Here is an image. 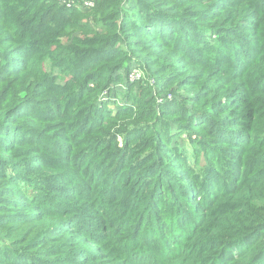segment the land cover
<instances>
[{"label":"trees","instance_id":"1","mask_svg":"<svg viewBox=\"0 0 264 264\" xmlns=\"http://www.w3.org/2000/svg\"><path fill=\"white\" fill-rule=\"evenodd\" d=\"M91 1L0 0V208L28 210L0 264H264V0ZM133 64L115 133L96 103ZM52 158L73 178L39 194Z\"/></svg>","mask_w":264,"mask_h":264},{"label":"rangeland","instance_id":"2","mask_svg":"<svg viewBox=\"0 0 264 264\" xmlns=\"http://www.w3.org/2000/svg\"><path fill=\"white\" fill-rule=\"evenodd\" d=\"M64 0H60V3L63 4ZM79 7V6H78ZM93 8V7H92ZM91 8V9H92ZM83 11H87L90 12L89 10H84L80 8ZM88 22L90 23V27L91 26H95L93 24V16H91L90 19H88ZM142 71L137 69V66L135 64H133L132 68L130 69L129 73H128V77L125 76H121V77H115L114 82L111 84V88L110 90H107L103 95H101L98 98V101L96 103L97 107L99 109H103L105 111H108L110 118L112 120V125H113V131H116L120 128L121 124H125V121L121 120V115H119L117 112L119 109L125 107L123 104V99L125 98L126 94H127V90L125 88L126 86V82L129 81L130 84H136L139 83L141 80L147 79V77L145 75L141 76ZM60 78V77H58ZM150 81V85H151ZM188 90L186 89H182L179 90L177 92V95L173 96L171 94H168L167 96L165 95H159L156 97V102L158 105H162L164 103V99H167L169 101H173L174 99H178V98H182V97H188L191 98V95L187 92ZM58 92V91H57ZM39 102L37 104V107L42 108L43 110H45L46 105L49 101H53L54 103H58V102H63V98L62 97H58V95L56 94H52L53 91L50 88L48 89H39ZM152 95V94H151ZM155 95V94H154ZM166 97V98H165ZM190 108V106H187ZM61 118L59 119V121L56 124V128L59 129H68L69 127H71V120H69L68 116L70 115H66L64 113H60ZM27 126L30 129H34V130H38L39 133L35 134H29L28 136H25L26 139H31V140H35L38 142H30V143H35V144H39L40 148H47L49 150H53L55 149L56 145L58 144V141L54 140V133H51L49 135H46L45 133L48 131L49 127H53L51 124L47 125V126H41L39 124H37L34 121H29L27 123ZM56 133V132H55ZM23 135V134H21ZM5 139V138H4ZM113 144H119V146L121 147L123 144V138L121 136H119V138L117 139V143H113ZM106 145V144H105ZM185 147L183 144H181V140H180V146L179 148ZM28 150V148H23L21 150V153H26V151ZM41 155V154H39ZM54 161L51 163L50 167L51 170H45V171H41L39 173H35L34 177V187L36 188V186L39 184L40 188H38L39 190H36L37 192H39V194H41V188L46 189V187L48 185H52V186H57L59 185V179H61L62 177H66L68 180L73 178L74 175V170H72L69 167V164H65L64 162H61L55 158ZM132 159V158H131ZM188 164L190 166H192L194 164V159L191 157L188 160ZM128 164H130V160L127 161ZM111 166V163H109L107 166H105L104 169H108ZM1 165H0V170H1ZM4 173H6L7 175H13L16 179V181L20 182L22 187L24 188V185L28 184V178L27 177H18V173L15 172L14 170H6ZM21 189V186H18V190ZM22 192V191H21ZM33 193V192H32ZM1 206V205H0ZM2 207H5L4 205ZM1 212L3 214H11L10 212L14 211L13 217L16 218L17 220H21L24 217V215L27 213L28 210H22V209H13V210H7L6 208H0ZM21 229V230H25L28 229V227H22L20 224L18 225H10L7 224L5 226H1L0 227V254L4 253L7 248L5 244L1 243V239H14V235L13 233L16 232V230Z\"/></svg>","mask_w":264,"mask_h":264},{"label":"built area","instance_id":"3","mask_svg":"<svg viewBox=\"0 0 264 264\" xmlns=\"http://www.w3.org/2000/svg\"><path fill=\"white\" fill-rule=\"evenodd\" d=\"M92 7H93V2L91 0H82L81 8H83L84 10H89Z\"/></svg>","mask_w":264,"mask_h":264}]
</instances>
